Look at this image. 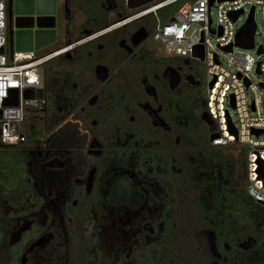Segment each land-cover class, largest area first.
<instances>
[{"label":"flooded vegetation","instance_id":"1","mask_svg":"<svg viewBox=\"0 0 264 264\" xmlns=\"http://www.w3.org/2000/svg\"><path fill=\"white\" fill-rule=\"evenodd\" d=\"M113 1L111 11L107 0L100 4L110 24L120 0ZM6 2L7 39L13 40L15 16ZM63 20L67 26L89 23L82 40L107 28L92 32L93 13L69 4ZM44 23L57 32V12ZM126 27L67 52L70 61L61 66L73 73L56 81L54 95L71 134L55 164L72 168L56 185L69 200L61 195L64 209L22 228L0 220V264H264L261 205L249 196L246 206L234 205L233 190L226 204L197 172L216 164L199 140L206 131L209 140L215 126L205 103L207 120L192 114L203 94L202 64L156 54L145 28L147 37L134 46L139 29ZM50 76L44 68V92ZM26 177L13 189L0 177V188L14 192ZM42 203L9 208L6 217H29ZM61 213L58 225L54 218Z\"/></svg>","mask_w":264,"mask_h":264},{"label":"built area","instance_id":"2","mask_svg":"<svg viewBox=\"0 0 264 264\" xmlns=\"http://www.w3.org/2000/svg\"><path fill=\"white\" fill-rule=\"evenodd\" d=\"M129 1L121 0L129 15L112 22L97 35L116 31L151 17L155 25L147 37L148 42H160L164 46V56L201 63L204 70L203 97L206 112L215 123L210 133L218 134L211 145L228 147L239 144L245 147L248 166L247 195L258 204L264 202V180L258 172V161H264V141L253 139V131L264 132V105L261 92L251 78L253 73L258 76L264 74V62H255L248 54V51L255 49V45L252 49L236 46V35L253 10V18L258 12L261 15V44L257 47V55H264V0H153L137 8H129ZM213 5L216 20L214 30L211 17ZM172 6L176 9L167 16L166 21H162L159 12ZM237 12L241 13L233 21L232 15ZM244 15L246 17L242 26L235 28ZM6 29L7 2L0 0V144L11 147L25 141L20 130L22 123L46 116L48 100L42 96V73L46 65L97 35L38 55V51L17 52L14 48L11 53L7 52ZM211 35L214 37L211 38ZM198 46L203 48L202 61L193 56L194 48ZM228 47H231L230 51L226 50ZM221 60L226 62L230 71L222 66ZM207 75L210 80L206 78ZM213 81V86H210ZM259 86L264 89V82H260ZM246 88L253 94L249 106L244 93ZM13 90L17 91V105L5 107L4 101L13 97ZM26 92H32L33 98H25ZM226 98H229L231 106V100L233 101L232 108L238 115V127L234 126L225 110Z\"/></svg>","mask_w":264,"mask_h":264},{"label":"rangeland","instance_id":"3","mask_svg":"<svg viewBox=\"0 0 264 264\" xmlns=\"http://www.w3.org/2000/svg\"><path fill=\"white\" fill-rule=\"evenodd\" d=\"M211 11V17L213 20L212 30H214L216 27L214 5L212 6ZM245 17L246 15L241 17L240 21L236 23L235 28H239L240 26H242ZM254 22L256 24V31L254 34L255 49L248 51V54L255 60V62H264V55H257V47L261 44V15L259 12L256 13ZM213 37L214 35H211V38ZM147 46L156 54L164 55V46L160 42L150 41L148 42ZM12 51L13 49L8 48L9 53H11ZM221 63L226 70H231L230 67L226 65V62L224 60H221ZM57 65L58 62L52 60L45 67V69H47V72H49V75H51L49 80V86L45 92V97L48 100V107L51 113L50 117L53 120L51 121L52 133L47 138L45 144L37 147L35 150L29 151L24 154L23 157L26 160V168L24 174H26L27 177L22 181V184L19 186V188L11 193L5 192L2 188H0V220H7V222H11V225H19L21 228L27 221L34 220L41 222L45 221L48 216L52 217V213L59 209L58 206L64 209L63 203L65 201L61 199V195H63L67 200H69V197L67 195L60 194L59 189L56 188L58 180H66L68 173H72V168L71 170H68L65 166H55V164H58L57 153L62 148L68 147V145L65 144L69 143V141L71 140L69 139L71 134L69 133L70 131L68 130V127L62 125V123L64 122V118L67 115V112L66 110H62L61 112H59L58 109L60 103H58L56 100L54 90L56 89L57 85L56 81L59 78L63 76H71L73 72L70 71L69 68H64L62 66ZM201 76L203 81L204 70H202ZM206 78L210 80L209 75H207ZM251 78L254 84L258 87L259 92H261L264 105V89L259 86L260 82H264V74L258 76L253 73ZM202 84L205 88L204 82H202ZM244 93L245 98L247 99V106H249L253 99V94L247 88L245 89ZM203 104L204 97L201 92L199 101L194 106L195 111H193L192 114L194 116L201 117V119L205 121L207 120V118ZM224 107L225 110L228 111L234 126L238 127V115L237 112L230 105L229 98H226ZM60 126L62 127L59 129ZM253 139L257 141H264V133H262L258 137H253ZM240 153L242 156H244L243 150H241ZM197 172L199 175L206 177L208 179V182L214 185V188L222 197V201H227L228 204H231L234 194L228 187L226 175L224 174L222 168L219 165H209L208 167H204L203 169H198ZM39 198H42L43 203L41 206L42 208L38 212L31 214L29 217L25 216L22 218L14 219L13 216L12 221L8 218V216L6 217V212L9 210V208L12 209L15 207L18 211H25L29 208H32ZM13 211L15 210L13 209ZM56 215L57 217L54 218V220L56 221V223H58V225H61L63 223L62 213Z\"/></svg>","mask_w":264,"mask_h":264},{"label":"trees","instance_id":"4","mask_svg":"<svg viewBox=\"0 0 264 264\" xmlns=\"http://www.w3.org/2000/svg\"><path fill=\"white\" fill-rule=\"evenodd\" d=\"M104 0H56V12L58 15V28H57V39L55 43L37 52L38 55H42L48 52H52L58 49H62L72 43L81 40L85 34L83 31L88 29V24L85 22L83 25H73L71 26L63 20L64 13L66 12V5H70L81 12L93 13L96 18L95 22H92V32H97L109 26L108 14L100 9V4ZM176 9L175 6L169 7L165 10L159 12V17L162 21L167 20L169 16ZM94 12H96L94 14ZM129 12L125 11L121 0L119 2L118 10L113 13V21H119L124 17L128 16ZM155 22L151 17L142 19L135 23L128 25L126 28L132 30L145 28L148 30L149 34L154 29ZM8 48L13 49L12 39H7L6 50ZM71 53L64 54L56 59L58 62L57 66H64L69 63V55ZM83 60V59H80ZM47 81V80H46ZM42 96L45 97V92L43 91ZM197 95L192 96L190 99V104L195 103ZM50 111L47 112L46 116L39 120L25 121L20 125V130L22 135L25 137V141L17 146H4L0 144V176L2 181L13 188L19 183L20 177L25 173L26 160L24 159V154L34 150L46 138L51 134V121ZM201 142H205L207 145L205 150L207 151V156L216 164H218L224 174L226 175L228 181V187L234 191V205L246 206L248 204L247 200V183H248V166H247V153L245 152V147L239 144L230 145L228 147H218L213 146L208 140V132L206 131L204 137L199 139ZM241 150L244 151V156L241 155ZM226 204H228L226 202ZM252 205H256L251 201ZM264 212V208L259 206Z\"/></svg>","mask_w":264,"mask_h":264},{"label":"water","instance_id":"5","mask_svg":"<svg viewBox=\"0 0 264 264\" xmlns=\"http://www.w3.org/2000/svg\"><path fill=\"white\" fill-rule=\"evenodd\" d=\"M153 0H130L129 8H137ZM12 10L15 16L13 33V48L17 52H32L40 51L52 45L56 41V29L52 26H47L44 22L46 19H51L56 13V0H11ZM108 10L115 9L113 0H107ZM241 12L234 13L232 20L235 21ZM255 22L253 18V10H251L249 18L245 25L239 30L236 35V46L243 49H252L254 46ZM147 37L146 31L143 28L137 30L131 41L134 46L140 44ZM226 50L230 51L231 47ZM259 53L261 51L259 50ZM193 56L203 60V48L198 46L194 48ZM186 60L185 63H188ZM213 81L210 86H213ZM13 97L4 101L5 107H14L17 105V91L13 90ZM25 98L32 99L33 93L26 92ZM232 106L233 101L231 100ZM155 125H162L157 119L153 118ZM235 134V131L233 130ZM264 132L253 131L255 136H259ZM218 138V134H211L209 141L212 142ZM259 175L264 180V161H258ZM264 208V202H259Z\"/></svg>","mask_w":264,"mask_h":264}]
</instances>
